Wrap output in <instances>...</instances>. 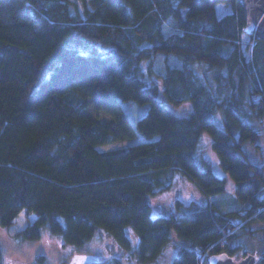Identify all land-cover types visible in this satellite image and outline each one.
Here are the masks:
<instances>
[{"label":"trees","instance_id":"16d2710c","mask_svg":"<svg viewBox=\"0 0 264 264\" xmlns=\"http://www.w3.org/2000/svg\"><path fill=\"white\" fill-rule=\"evenodd\" d=\"M218 3L232 12L219 17ZM245 23L239 0H0V226L25 211L36 218L14 235L20 241L48 233L80 248L105 231L141 263L177 238L171 264L255 252L264 264V162L245 151L259 149L252 120H264V40L246 34ZM161 94L193 109L176 115ZM131 102L149 104L136 125L125 109ZM205 133L240 207L177 202L178 214H156L152 198L177 174L207 196L227 192L196 158Z\"/></svg>","mask_w":264,"mask_h":264},{"label":"rangeland","instance_id":"374dc122","mask_svg":"<svg viewBox=\"0 0 264 264\" xmlns=\"http://www.w3.org/2000/svg\"><path fill=\"white\" fill-rule=\"evenodd\" d=\"M80 2V0H74ZM217 15L222 17L232 12V8L228 5L218 3L216 6ZM164 55H160L163 57ZM161 60L157 59L153 62L154 72H161ZM150 62L143 64L144 69L148 70ZM205 65L196 66L197 72L204 77ZM209 78L211 73H208ZM211 79V78H210ZM158 75L147 76V81H157L161 88L163 87ZM160 99L169 107L172 112L179 116L188 115L193 109L191 102L183 103L181 106H175L167 101L163 94ZM125 109L128 112L131 124L136 125L139 118H141L149 109V104H138L131 102L129 105L125 104ZM217 121L221 127H223L222 118L219 115ZM257 129H259L261 137L259 140V149L256 150L252 145L246 146V153L251 161L256 163L264 162V120H252ZM142 139H136L126 141L118 144H108L99 146L100 150H109L120 147L122 145H130L141 141ZM212 138L208 134H204L198 151L196 152V158L198 162L208 161L213 166V171L217 176L225 179L227 183V192L223 195L207 196L196 182L189 179L185 175L177 174L174 185L172 188L164 194H160L152 198V207L156 214H178L179 210L176 207L177 202H181L180 208H189L196 205L216 204L224 211L234 210L239 208L240 205L234 203L232 197L234 196L235 183L228 173H225L221 167L216 153L212 149ZM36 215L25 214V211L19 213L16 219V223L10 228H3L0 226V264H37V256L44 255L46 257L45 264H77L79 260L91 259L92 261H86L80 264H93L97 262L109 263L112 259L118 258L122 264H171L172 259L178 252V248L181 246V242L176 238H173L172 242L164 249L163 254L152 263H141L136 261L131 252L125 251L113 237L105 231H99L94 237L92 242H89L84 247H75L66 244L61 238L52 236L45 233L44 236L34 242L20 241L14 235L24 229L28 223L35 220ZM257 227L261 225L256 224ZM133 242V247H136L138 238L132 228L126 229ZM258 236H262V232H258ZM252 249L259 247L257 241H252ZM235 260H240L241 257H234Z\"/></svg>","mask_w":264,"mask_h":264},{"label":"water","instance_id":"95a60500","mask_svg":"<svg viewBox=\"0 0 264 264\" xmlns=\"http://www.w3.org/2000/svg\"><path fill=\"white\" fill-rule=\"evenodd\" d=\"M242 5L247 23L245 33L251 35L256 33L260 39L264 40V0H239ZM255 253H248L240 260H235L234 257L227 253L213 254L209 257V264H258L259 256ZM92 261L91 259L79 260L77 264Z\"/></svg>","mask_w":264,"mask_h":264}]
</instances>
